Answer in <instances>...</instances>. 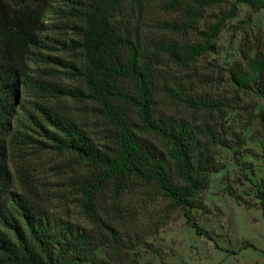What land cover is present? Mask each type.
I'll list each match as a JSON object with an SVG mask.
<instances>
[{
  "label": "rangeland",
  "instance_id": "rangeland-1",
  "mask_svg": "<svg viewBox=\"0 0 264 264\" xmlns=\"http://www.w3.org/2000/svg\"><path fill=\"white\" fill-rule=\"evenodd\" d=\"M232 1L200 0L203 6L190 26L183 22L191 15L185 7L194 5L193 0L125 2L116 13L123 27L139 36L150 57L156 76L155 114L182 119L199 130L201 143L208 141L207 152L219 167L198 194L200 206L190 211L192 221L208 237L197 234L186 222L184 210L173 207L147 182L106 180L89 199L81 186L104 177L105 171L73 153L56 150L55 142L35 124L56 134L40 111L45 108L81 128L97 148L111 145L107 114L111 110L89 96L79 73L82 52L71 43L80 38L76 26L83 22L62 14L52 19V12L45 14L48 46L42 50L51 60L43 67L50 70L47 79L68 92L18 93L12 114L5 119L8 128L0 131L4 167L0 204L17 193L38 205L53 226L84 229L91 245L101 241L94 251L99 263L264 264V210L259 205V197L264 196V140L258 116L264 115V99L236 91L228 78V70L244 65L247 58L264 57V7L252 11L246 3L234 6ZM0 5H8L10 15L15 4L0 0ZM65 5L66 0L53 2L54 7ZM226 15L231 16L223 20L204 53L188 64L168 56L169 43L181 52L187 44L202 43V32ZM124 86L132 91L130 83ZM75 91L81 94L72 96ZM127 114L139 122L134 110ZM135 132L161 146L153 134ZM2 257L0 253V264H7Z\"/></svg>",
  "mask_w": 264,
  "mask_h": 264
},
{
  "label": "trees",
  "instance_id": "trees-1",
  "mask_svg": "<svg viewBox=\"0 0 264 264\" xmlns=\"http://www.w3.org/2000/svg\"><path fill=\"white\" fill-rule=\"evenodd\" d=\"M11 1L15 5H11L10 15L8 5H0V131L8 128L5 119L11 116L18 93L35 92L42 96L51 90L59 94L68 92L52 84L47 79L50 70L43 67L51 60L42 52L48 46L44 34L48 30L45 14L52 12V19L59 14L80 19L83 25L76 26L80 38L71 43L82 52L83 66L79 73L89 96L102 101L111 110L107 112L112 126L111 145L97 148L81 128L45 108L40 111L54 126L56 134L43 129L36 121L35 124L55 142L56 150L73 153L105 171L104 177L101 175L92 183L89 180L81 186L89 199L94 198L95 191L106 180L147 182L173 207L184 210L186 222L197 234L208 237L205 229L192 221L190 211L200 206L198 194L208 186L210 175L219 167L207 152L208 141L201 143L199 130L194 131L182 119L173 121L171 117L155 114L153 89L156 76L150 57L144 53L139 36L132 35L116 18L123 3L139 4L144 0H66L67 5L61 8L53 6L57 0ZM172 2L177 4L179 0ZM237 3H246L252 11L264 7V0L232 1L234 6ZM193 4L185 7L191 14L183 22L188 25H192L203 6L200 0H193ZM230 16L217 18L215 25L202 32V43L187 44L181 48L182 52L175 43H169L166 47L168 56L188 64L209 48L211 38L216 36L223 20ZM228 78L236 91L264 99L263 56L247 58L244 65L228 70ZM127 82L132 91L124 86ZM78 93L81 91L70 94L77 96ZM129 110L136 112L139 122L131 120L127 114ZM258 116L264 140V115ZM135 129L153 134L161 146L138 136ZM1 155L0 152V161ZM261 157L264 183V150ZM3 171L0 162V178ZM258 190L261 191L260 187ZM259 205L264 210L263 195L259 197ZM49 220L27 197L9 194L7 204H0L2 260L7 264H73L75 261L107 264L99 263L95 258V248L101 241L91 245L90 236L84 229L61 223L53 226V221Z\"/></svg>",
  "mask_w": 264,
  "mask_h": 264
}]
</instances>
